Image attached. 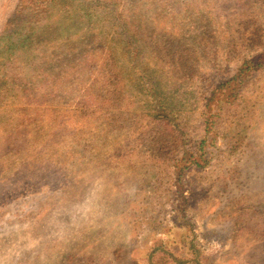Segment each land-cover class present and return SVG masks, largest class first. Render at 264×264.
<instances>
[{
	"label": "rangeland",
	"instance_id": "rangeland-1",
	"mask_svg": "<svg viewBox=\"0 0 264 264\" xmlns=\"http://www.w3.org/2000/svg\"><path fill=\"white\" fill-rule=\"evenodd\" d=\"M178 1L191 6L143 5L134 26L150 59L178 43L185 60L175 66L196 87L264 49V0L244 13L228 3L224 18ZM18 3L0 0V35ZM240 23L257 35L242 39ZM30 33L43 76L27 83L8 67L0 79V264H264V71L246 103L219 118L210 165L179 187L155 144L163 134L136 105L119 116L114 88L96 78L95 30L70 14Z\"/></svg>",
	"mask_w": 264,
	"mask_h": 264
},
{
	"label": "trees",
	"instance_id": "trees-1",
	"mask_svg": "<svg viewBox=\"0 0 264 264\" xmlns=\"http://www.w3.org/2000/svg\"><path fill=\"white\" fill-rule=\"evenodd\" d=\"M206 1L197 0L201 2L200 7H206V10L213 8L215 13H220L224 18L228 3L233 5L235 11L244 13L251 9L248 4L257 0H210L213 6ZM159 3L163 7L177 5V10L183 4L191 6V2L180 4L178 0H19L6 29L0 35V48L5 46L4 41L8 44L5 50L1 49L3 56L0 55V79L6 77L5 70L10 67L8 74H13L27 83L35 82L43 76L37 65L41 54L35 52L36 46L30 39V31L56 19L58 21L62 15L74 14L96 32V52L100 60L99 64L96 62V66L93 65V69H96V78L100 75L98 81L111 84L114 88L110 94L116 95L117 103L121 107H115L114 111L121 116L129 109L128 105H136L139 117L163 134L155 144L158 145L160 155L166 157L171 176L180 187L189 170L205 169L210 165L212 148H217L219 118L228 109L246 103L244 90L250 79L256 73L264 71V49L241 56L227 78L208 84L205 89L198 88L175 66V60L182 65L181 61L185 60L178 43L159 48L155 52L158 58L144 56L146 44L141 41L142 37L138 36L134 25L143 13V5L150 8ZM192 5L198 7L196 4ZM194 11L196 9H193L192 14ZM160 13L163 11L160 10ZM201 16L205 18L203 14ZM255 19L256 17L253 30L258 26ZM189 24L182 37L192 34L194 27ZM239 26L243 33L240 35L242 39L246 35L256 36L259 31L257 29L249 33L243 28V24L240 23ZM164 29L166 36L171 35V29ZM259 29L264 33V22ZM210 31H216L215 23ZM173 55L177 58L174 59ZM4 61V65H1ZM108 99L113 100L112 97ZM124 102L127 105H122ZM90 103L93 104L91 101ZM109 111V108L104 109L103 114L100 107L96 109V112L106 118L112 115V111ZM38 113L35 112V118ZM21 114L22 118L32 117L27 109H23ZM14 141V133L4 137L5 144Z\"/></svg>",
	"mask_w": 264,
	"mask_h": 264
}]
</instances>
